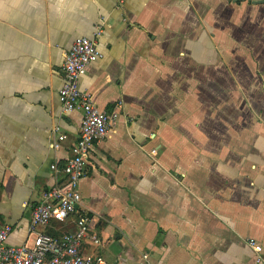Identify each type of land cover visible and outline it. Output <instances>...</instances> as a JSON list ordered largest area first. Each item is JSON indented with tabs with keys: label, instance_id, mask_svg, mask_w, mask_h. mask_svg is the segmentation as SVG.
I'll return each instance as SVG.
<instances>
[{
	"label": "crops",
	"instance_id": "obj_1",
	"mask_svg": "<svg viewBox=\"0 0 264 264\" xmlns=\"http://www.w3.org/2000/svg\"><path fill=\"white\" fill-rule=\"evenodd\" d=\"M97 27L102 57L79 89L110 127L78 182L99 239L84 251L108 264H264V0H0L8 243L31 241V208L62 179L51 165L70 155L82 112L62 111L61 66Z\"/></svg>",
	"mask_w": 264,
	"mask_h": 264
},
{
	"label": "built area",
	"instance_id": "obj_2",
	"mask_svg": "<svg viewBox=\"0 0 264 264\" xmlns=\"http://www.w3.org/2000/svg\"><path fill=\"white\" fill-rule=\"evenodd\" d=\"M100 32L101 28L97 27L93 38L77 37L64 54L59 96L63 112L75 109L82 112L78 138L70 147L64 164L61 167L56 162L51 165L55 173H61L62 179L46 189L40 201L31 208L28 226L31 241L22 245L9 244L12 226L0 223V264H108L100 253L84 251L87 244L99 246V239L92 231V217L79 209L81 198L77 189L85 174L91 148L106 137L110 127L106 113L79 89L80 77L90 64L102 57L96 42ZM53 133L56 137L51 146L58 149L65 136L57 126ZM69 225L71 230H62ZM48 227L55 231H45ZM249 244L257 253L261 251L254 241L249 240Z\"/></svg>",
	"mask_w": 264,
	"mask_h": 264
},
{
	"label": "trees",
	"instance_id": "obj_3",
	"mask_svg": "<svg viewBox=\"0 0 264 264\" xmlns=\"http://www.w3.org/2000/svg\"><path fill=\"white\" fill-rule=\"evenodd\" d=\"M13 232V228H12V231H11V233ZM11 233H10V235H11ZM10 237V236H9ZM8 240H9V238H8ZM12 245H14V244H12Z\"/></svg>",
	"mask_w": 264,
	"mask_h": 264
}]
</instances>
